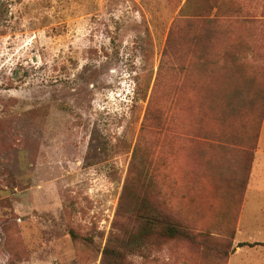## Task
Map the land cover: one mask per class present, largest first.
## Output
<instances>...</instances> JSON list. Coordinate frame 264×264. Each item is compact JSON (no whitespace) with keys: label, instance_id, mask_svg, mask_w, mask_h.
Instances as JSON below:
<instances>
[{"label":"rangeland","instance_id":"obj_1","mask_svg":"<svg viewBox=\"0 0 264 264\" xmlns=\"http://www.w3.org/2000/svg\"><path fill=\"white\" fill-rule=\"evenodd\" d=\"M0 8V264H101L110 240L131 264H227L223 192L246 182L264 107V0Z\"/></svg>","mask_w":264,"mask_h":264},{"label":"crops","instance_id":"obj_2","mask_svg":"<svg viewBox=\"0 0 264 264\" xmlns=\"http://www.w3.org/2000/svg\"><path fill=\"white\" fill-rule=\"evenodd\" d=\"M244 186L224 190L230 196L234 231L227 264H264V110Z\"/></svg>","mask_w":264,"mask_h":264},{"label":"trees","instance_id":"obj_3","mask_svg":"<svg viewBox=\"0 0 264 264\" xmlns=\"http://www.w3.org/2000/svg\"><path fill=\"white\" fill-rule=\"evenodd\" d=\"M1 13H2V9L0 8V19H1ZM253 17V15H251V18ZM244 20H253V19H244ZM180 25L179 23L174 25V27L172 28L171 32H170V39L168 40V44L167 47L165 49L164 52V57L160 66V70L158 72V78L157 81H166L164 80L165 77L169 74L167 72V70H170L169 67L165 68V65L167 64V58L169 57V55H171V50H173V42L175 40V37L177 36V34L180 32ZM215 63V62H213ZM205 65V62H201L196 66V69L201 70ZM216 67V64H215ZM167 69V70H166ZM184 69V68H182ZM186 70H188L187 67H185ZM158 85H156V93L159 90V88L157 89ZM174 105H177V100L174 101ZM264 110V107H263ZM263 112V111H262ZM153 113H151V111L146 114V124L148 123V125H144L143 129L145 131H149V129H147V127L149 128V122L153 121L151 120L150 116ZM180 114V113H179ZM262 117H263V113H262ZM262 117H261V121H262ZM153 119V118H152ZM150 120V121H149ZM261 123V122H260ZM260 126V124H259ZM259 130V128H258ZM258 135V133H257ZM133 166V165H132ZM133 171L130 169V174ZM130 177H128V184H129V179ZM127 184V185H128ZM126 185V187H127ZM132 209V208H131ZM133 210V214H135L137 220L139 219V223L144 226V228H146L149 231H152V229H154V226L157 225L159 223V227H160V231H159V235L161 237H163L164 239H171L174 238L176 236V234H179V236H187V230L186 228L183 226L182 223L177 222L175 219L171 218V216L169 214H164L163 212H157L156 214L154 213H149L148 215L143 216L140 211L136 208V209H132ZM112 241L110 240L108 242V244L106 245L104 251H103V257H102V262L101 264H131L128 262L127 260V254L121 249V248H116L115 246L111 245ZM128 247H131L130 244H126Z\"/></svg>","mask_w":264,"mask_h":264}]
</instances>
